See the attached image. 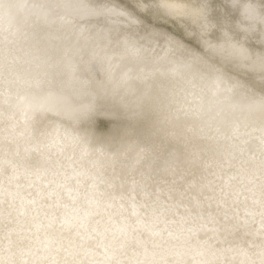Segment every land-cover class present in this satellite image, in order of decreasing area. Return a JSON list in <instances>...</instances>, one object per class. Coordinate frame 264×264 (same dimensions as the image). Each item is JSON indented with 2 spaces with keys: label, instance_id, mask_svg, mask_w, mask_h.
<instances>
[{
  "label": "clouds",
  "instance_id": "clouds-1",
  "mask_svg": "<svg viewBox=\"0 0 264 264\" xmlns=\"http://www.w3.org/2000/svg\"><path fill=\"white\" fill-rule=\"evenodd\" d=\"M0 264H264V0H0Z\"/></svg>",
  "mask_w": 264,
  "mask_h": 264
}]
</instances>
